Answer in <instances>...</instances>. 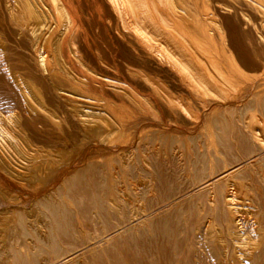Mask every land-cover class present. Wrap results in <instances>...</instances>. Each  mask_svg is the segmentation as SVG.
I'll return each instance as SVG.
<instances>
[{"label":"bare ground","instance_id":"bare-ground-1","mask_svg":"<svg viewBox=\"0 0 264 264\" xmlns=\"http://www.w3.org/2000/svg\"><path fill=\"white\" fill-rule=\"evenodd\" d=\"M6 4L14 32L27 49L23 59L27 66L22 73L11 69L12 63L5 70L18 90L19 112L0 114V264L7 257L8 264H171L173 255L181 254L172 237L175 231L167 219L156 222L148 217L175 205L177 197L141 215L145 208L128 197L120 200L119 194L120 201L110 199L106 204L104 216L121 215L127 207L128 223L98 235L89 249L73 250L68 249L73 233L69 206L61 202L64 198L57 190L45 187L70 169L76 157L72 146L92 147L102 154L119 152L128 166L135 138L155 133V127L166 130L183 117L189 118V125L203 126L217 109L230 114L231 106L247 95L242 90L249 77L243 69L246 55L255 58L254 67L264 68V0H99L95 7L99 22L93 31L88 27L90 32L80 0ZM100 29L107 34L109 49ZM7 59L2 64L7 66ZM249 116L241 121L242 128L257 148L246 165L264 159V123ZM153 126L155 130H150ZM99 163L97 157L89 160L91 168L102 167ZM241 167L231 166L208 178L209 174L191 188L208 193L207 203L213 212L219 209L221 219L216 221L213 214L202 220L194 232L195 243L183 245L190 255L188 264H264V198L258 196L252 177L245 183L234 180ZM261 176L258 182L264 190ZM109 190L111 194L112 187ZM83 192L81 187L70 195ZM91 195L90 205L104 212L103 199ZM87 206L83 202L78 206L85 218ZM135 218L143 219L133 224ZM29 243L52 258L41 260L35 251L25 257L17 248H29Z\"/></svg>","mask_w":264,"mask_h":264},{"label":"rangeland","instance_id":"rangeland-1","mask_svg":"<svg viewBox=\"0 0 264 264\" xmlns=\"http://www.w3.org/2000/svg\"><path fill=\"white\" fill-rule=\"evenodd\" d=\"M80 1H81V5L83 6L84 10L86 11V17H87L88 24H89L86 27V31H88V32H90V30L93 31L95 25L97 24V22H99V18H97V16L98 15L100 16V14L99 13L97 14V12H99V11L97 10V12H96L97 8H95V7H97L96 3L99 0L98 1L97 0H80ZM7 12L8 11H7L6 0H0V39H1V41H0V45H1V47H0V74H1V76H0V96H1L0 97V114H2V115H7L8 112L11 113V110H12V112H14V111L19 112L18 90L15 86H13L14 85L13 82L9 78L7 72L5 71L6 67H8L12 63L11 67L10 66L9 67L11 69H13L14 71H18V72L22 73L26 69V66H27V63H24L25 61L23 60L24 57L26 56L27 49L25 48L24 43L16 36L14 29L12 27V23L9 20V16H8ZM96 20H98V21H96ZM93 24H95V25H93ZM88 27H90V30H88L89 29ZM99 31H100L99 33H100L101 37L103 36L105 39L104 40L102 37V39L105 41L104 46H106V48L109 49L110 46H109V42L107 40L108 38L106 37L107 34L102 29H100ZM104 33H105V35H104ZM2 52H3V54H1ZM246 56L248 58V59L246 58L248 61V64H246L245 67H243V69L246 73V76H249V77H246L247 79L245 81H248V82L244 81V84H243L244 86H242L243 87L242 90L245 89L247 95L241 102L237 103L236 105L231 106L230 114L229 113L228 114L226 113L225 115L220 114V113H222L221 109H217L215 111L213 117H211V116L209 117L210 122L206 123L203 126L200 124L197 126L196 125H193V126L189 125L190 124V122L188 123V121H190L189 118L186 119V117H183V119L180 118L181 120H183V122L179 119L177 121V124H176L177 126H174V127L170 126L171 128L166 127V130H165V128L160 129V128L155 127V126L151 127V129L150 128L146 129V130H149V129L153 130L154 127H155V129L157 128L155 133H152V132H149L148 134L144 133V134H142V136L135 138L136 142L134 141L133 146H132V150L130 149L131 152L130 151L128 152V156H130V158H131V161H130L128 166H125L123 164L124 159L122 158V156L118 155L119 152H117V153L113 152V154H111V153L102 154L100 152H96V150H94V148H92V147L85 148L84 150H77V149H75L74 146H72V154L73 155L75 154L73 157H75V156L76 157L74 158V160H72V165L69 169L70 171L68 170V172L64 176H62L61 178L59 177V179H56L55 181H53V180L49 181L50 184L48 182V184L45 187V191L46 190L49 191L50 189H51V191H52V189H53V191L57 190V191H55L56 193L58 192L57 195L60 193V196L62 195L61 197L64 198L63 200L60 198L61 202L64 201L65 204H67V206H69L68 210L70 209L69 211H70L71 226H72V232L73 233H72V237L70 239L71 242H70V245L68 246V249L70 248V249L74 250V249H80V248H84V247H85L84 249H89V248L94 246V245H90V242L91 243L94 242L98 238L97 237L98 235H99V237L100 236L102 237L104 235H107V234L113 232L116 229V225L121 226V225L128 223V221H129L128 220L129 219L128 213L129 212H128L127 207L126 208L124 207V209H123L124 211H122L121 215L118 214L120 216L116 215L115 213H109L110 217L104 216L105 214H107L106 209H107V205L110 203L109 202L110 199H114V201L116 202L119 200L118 198H120V200H121L122 198L126 199L128 197L127 199H130L129 201L131 203H133L134 205H139L140 207H143V208H145V210H147L146 213L143 212V214H141V215H147L151 210H153L159 206L168 204V202H171L172 199H174V197L175 198L177 197L178 199L174 203L175 205L169 204L166 207H164L161 212L154 214V215L153 214L149 215L148 218L151 217V219L152 220L154 219V221H156V222L163 220V218L165 220L167 219V221L169 222V226L175 231L172 237H173V240H175V242L178 244V249L181 253V254L176 253L175 255H173V259L171 260L170 263L171 264H174V263L175 264H179V263L180 264H184V263L188 264L190 261V255L186 254L187 251L183 250V245L184 244L186 245V243H189L191 241L193 243H195L196 237H197L194 233L195 229L196 228L198 229L199 227H201V224H203L204 221L210 220L213 214H215L216 221H219V219H221L220 213H218L219 209L215 210L214 212L210 209V206H209L210 203L208 202V197H207L208 193H206V192H201V193L192 192V189L194 187H196L201 182L202 179H205V177L207 178L209 176V174H210V176L208 178L213 177V176L217 175V173H221L223 170L228 169L231 166L241 165V166H243V168L241 167L242 168V169L240 168L241 171H239L235 175L236 177L235 176L233 177L234 180L237 182L245 183L247 181L250 182V177H252V181L254 182L253 185H254V187H256L255 190H256L258 196L261 197V194H262V198H264V190L262 189L260 183L258 182L261 179L260 175L264 176V170H263L264 169V163H263L264 159L258 157V161L255 164L246 165L244 163V162H247L248 158L254 154V151L256 150L257 146H256V144H253V141L251 139H249L250 137L247 135V133L242 128V123H241V121L245 117L247 118L250 114L257 116L256 118H259V122L261 121L262 123H264V112H263L264 111V84H263L264 83V68L254 67L251 63L255 62V58L249 53ZM6 57H8L7 66H6V64H2L3 63L2 61L4 59H6ZM5 76H7L8 78L6 77L7 78L6 79ZM3 78H4V80H3ZM12 90L14 92H12ZM217 111L219 113H217ZM219 114H220V116H219ZM254 116H253V118H255ZM222 117L225 119H222ZM249 117L252 118V116H249ZM249 117H248V119H250ZM202 119H204V117ZM256 120H258V119H256ZM208 124H210V126ZM207 125H208L209 129H208ZM158 129L160 130L159 131L160 133H158ZM188 129H189V131H188ZM199 130H200V132H199ZM162 132H164V133H162ZM197 132H198V134H197ZM166 133L168 134V136L166 135ZM199 133H201V134H199ZM203 134H204V136H203ZM175 135H176V137H175ZM135 136H138V135H135ZM146 136H147V139H146ZM181 136L183 138H181ZM144 137H145V139H144ZM164 137H166V138H164ZM130 138H131V136H130ZM130 138L128 137V140H130ZM150 141L153 143V145ZM192 141H193V143H192ZM144 144H146V145H144ZM172 146H174V147H172ZM208 147H210V148H208ZM254 147H256V148H254ZM172 154H174V155H172ZM179 154H180V156H179ZM91 157L92 158L97 157V160H99L100 163L102 162V164H101L102 167H104V165H105L104 169L102 167H99V165H98V167L95 166V168L94 167L91 168L89 166V160L92 159ZM108 158L110 160H108ZM207 158H208V160H207ZM190 160H191V162H189ZM104 161H105V164H104ZM106 162L109 163L110 166L108 164L106 165ZM196 162H197V164H196ZM240 163H242V164H240ZM119 164H121V166ZM254 165H256V166H254ZM107 166L111 167V168L108 169ZM98 168H100L101 170L100 169L98 170ZM112 168H114V169L110 170ZM116 168H117V170H116ZM72 169H73V171H72ZM112 171H114V172H112ZM110 172H112V173H110ZM109 173L111 175L110 178H106L107 175L109 176ZM141 173H146V174H141ZM101 174H103V175L101 176ZM131 174H133L135 176H132ZM211 174H213V175H211ZM91 175L94 177V179L91 178ZM255 176H257L258 178H256ZM130 177H132V179ZM121 178H122V180H121ZM117 179H119V180H117ZM65 182H67V183H65ZM117 183H119L120 185ZM178 184H180V185H178ZM50 185H51V187H50ZM219 186L220 185H217L216 187H219ZM52 187H54V188H52ZM55 187L57 189H55ZM81 187L86 189L85 193L83 192V193H80L78 195L74 193L75 197L74 196L72 197L70 195L71 193L74 192V190L76 191L78 188H81ZM111 187H112V191H113L111 193L113 198H112V196H110L111 190H109V188H111ZM115 189H117V192H115L116 191ZM103 192H105V193L103 194ZM114 192L116 193L115 198H114L115 194H113ZM187 192H188V194H187ZM101 193H102V195H101ZM119 194L121 196L122 195H124V196L120 197ZM90 195L91 196L94 195V196H96V198L98 196L99 200H102V199L104 200V198L107 196L105 198L106 201H103V200L101 201V203H104L103 204L104 208H105L104 212H101L100 210H98V208H94L93 204L90 205L91 204V203H89ZM108 195H109V198H108ZM117 196H118V198H117ZM130 196L132 198H130ZM116 199H118V200H116ZM78 200L81 202H79ZM82 202H83L84 206H86L87 204L90 206V207L87 206L88 211L86 210L88 212V218H85L84 216H82V214H81L82 212L80 211V208L78 207L79 203H82ZM71 203L74 205H72ZM71 208L72 209L74 208V209L72 210ZM95 209H96V211H95ZM125 210H127L126 211L127 213L125 212ZM198 210L200 212L202 211L201 212L202 215H201V213L198 214V212H199ZM216 211H218V212H216ZM94 212H95V214H93ZM100 214L102 216H100ZM141 215H138L137 217H140ZM142 219L143 218H139V219L137 218L136 220H134L133 224L141 221ZM125 220H127V221H125ZM202 220H203V222H202ZM146 232H148V231H146ZM181 232L184 235H182ZM148 234L149 233H147L146 236H148ZM29 239L30 238L27 237V239H25L26 242L30 241ZM120 241L121 240L118 237L116 242L120 243ZM19 244H21V243H19ZM33 244L29 243L30 246H28L32 250L29 248H26L27 245L21 246V250H20V247L18 245L17 249H19V251H21V253L25 257L27 255L31 254L32 251H35L36 253L38 252L40 254V255L39 254H37V255H38V258L40 257L39 259H41V260L46 261V260H49L52 258L51 254L47 250L42 249L39 252L38 251L39 249H37V247L34 246ZM86 244H87V248H86ZM185 247H187V246H185ZM180 248H181V250H180ZM26 249H27V251H26ZM4 251L6 253L5 249H4ZM120 251L123 252V250H120ZM0 256H1L0 258L3 259V255H0ZM7 258H5L6 260L4 259L5 264L9 263L7 261Z\"/></svg>","mask_w":264,"mask_h":264}]
</instances>
